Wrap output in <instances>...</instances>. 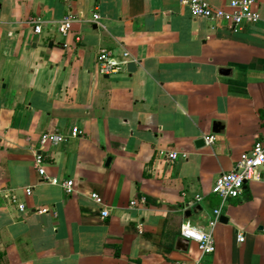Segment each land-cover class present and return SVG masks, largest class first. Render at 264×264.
I'll use <instances>...</instances> for the list:
<instances>
[{
  "label": "crops",
  "instance_id": "0c3cea01",
  "mask_svg": "<svg viewBox=\"0 0 264 264\" xmlns=\"http://www.w3.org/2000/svg\"><path fill=\"white\" fill-rule=\"evenodd\" d=\"M255 8L264 18V0ZM66 13L75 20L61 35ZM33 16L44 21L40 34ZM101 48L127 50L134 70L101 73ZM73 127L82 134L39 145L42 132ZM257 140L263 21L233 31L181 0H0V264H264V164L222 205L214 252L176 246L182 221L207 224L220 204L214 181ZM171 150L187 157L169 161ZM38 152L48 176L75 181L73 194L43 180Z\"/></svg>",
  "mask_w": 264,
  "mask_h": 264
},
{
  "label": "built area",
  "instance_id": "2783aa9c",
  "mask_svg": "<svg viewBox=\"0 0 264 264\" xmlns=\"http://www.w3.org/2000/svg\"><path fill=\"white\" fill-rule=\"evenodd\" d=\"M259 0H230L225 6L213 7L206 0H181V2L188 6L190 13L194 17H203L221 21L225 23L231 30H240L245 23L254 24L259 21L264 22V18L261 17L255 6ZM99 14L93 13V21L97 22ZM75 20L71 13H66L57 23V32L61 35H66L72 28V23ZM27 23L32 27L35 34H40L43 29L44 21L38 17L33 16L27 19ZM96 60L99 64V70L101 73L109 74L116 72L121 66L127 65L129 62H137V60L131 56L127 50H123L119 53L114 52L108 48L99 49ZM82 134V131L73 127L69 134H64L57 131H44L40 134L38 142L41 147L46 144H57L67 140L70 137H77ZM205 141L208 144H213L215 141V135L210 133L205 135ZM187 152H179L171 150L166 153V158L169 161H174L178 158H186ZM43 155L38 152L35 153L34 166L38 174L44 181L51 184L59 185L66 194H73L75 192V181L71 178L58 179L56 177H50L46 174ZM264 164V142L257 140L253 143L252 147L240 153L234 166L231 170L222 173L214 181L211 191L220 199L218 207L212 211V216L204 226L191 223L189 220H184L180 224V236L196 243L200 253L202 255L211 254L215 250L214 240V228L219 222L220 210L224 202L228 198L238 197L243 190V186L248 180H256L260 177V168ZM26 193H30V187L25 189ZM11 204H15L19 211H24L25 206L18 200L17 195L7 194ZM90 199L98 205L103 206L101 209V216L104 218L109 214L108 209L104 204V200L97 192H90ZM197 199H200V195H196ZM134 204V201H131ZM38 212L54 211L48 208H41ZM139 233L142 232L141 224H139ZM239 241L244 240L242 234L237 235ZM1 252V250H0ZM1 255V253H0Z\"/></svg>",
  "mask_w": 264,
  "mask_h": 264
},
{
  "label": "water",
  "instance_id": "95a60500",
  "mask_svg": "<svg viewBox=\"0 0 264 264\" xmlns=\"http://www.w3.org/2000/svg\"><path fill=\"white\" fill-rule=\"evenodd\" d=\"M50 45H51V43H50ZM134 68H135V63L134 62L127 63V70L128 71H132V70H134ZM220 71L224 73V72H227L228 70H227V68H221ZM222 128H223V125L221 124V122H219V121H214L213 122V129H212L213 132H219V129H222ZM203 143H204L203 139H199V140L196 141L197 145H201V144L203 145ZM221 217L222 216H220L219 219H221ZM188 242H189L188 239L183 238V237L180 236L177 239L176 246L178 248H181V249H186L187 246H188Z\"/></svg>",
  "mask_w": 264,
  "mask_h": 264
}]
</instances>
